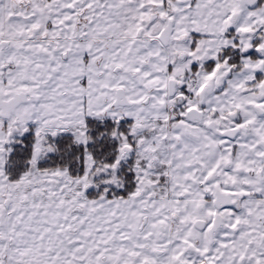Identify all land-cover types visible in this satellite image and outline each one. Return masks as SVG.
Returning <instances> with one entry per match:
<instances>
[{"label":"snow or ice","instance_id":"6c2138e0","mask_svg":"<svg viewBox=\"0 0 264 264\" xmlns=\"http://www.w3.org/2000/svg\"><path fill=\"white\" fill-rule=\"evenodd\" d=\"M0 264H264V0H0Z\"/></svg>","mask_w":264,"mask_h":264}]
</instances>
